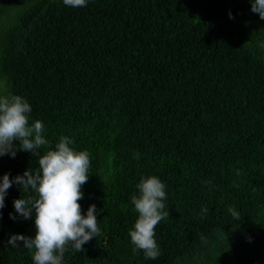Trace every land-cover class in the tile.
<instances>
[{"label":"trees","instance_id":"obj_1","mask_svg":"<svg viewBox=\"0 0 264 264\" xmlns=\"http://www.w3.org/2000/svg\"><path fill=\"white\" fill-rule=\"evenodd\" d=\"M0 87L44 125L40 156L62 136L90 154L78 203L96 205L101 231L63 264H264V20L249 0H0ZM38 159L0 157V178ZM149 176L169 212L155 260L128 236ZM20 198L13 184L0 209V264H33L7 245L36 231L9 216Z\"/></svg>","mask_w":264,"mask_h":264},{"label":"clouds","instance_id":"obj_2","mask_svg":"<svg viewBox=\"0 0 264 264\" xmlns=\"http://www.w3.org/2000/svg\"><path fill=\"white\" fill-rule=\"evenodd\" d=\"M251 11L264 20V0H249ZM65 6L85 7L87 0H63ZM229 18L234 19L231 13ZM32 108L20 95H15L0 87V157L10 155L15 158L17 151L29 152L39 156L38 169H28L23 175L10 179V174L0 178V209L5 205L8 190L13 184L20 187L22 198L13 201L16 215L9 213L11 219L17 216L24 220L34 217V237L14 234L7 241L11 248H24L32 252L33 264H63L65 252L71 247L76 252L100 234L98 210L95 204L89 206L86 215L81 214L83 198L81 186L89 179L90 154L76 151L74 141L60 137L54 150L40 156L38 149L48 144L44 138V125L36 120L29 124ZM15 142V143H14ZM18 145V147H17ZM139 155L137 154V157ZM138 195L131 196V204L138 219L129 230L128 236L134 252L143 251L145 258L155 260L160 248L154 239V228L169 216L164 200L165 184L157 176L142 177L137 184ZM31 191L35 196L26 197L24 192ZM202 213L208 212L207 207ZM228 211L235 220L240 214L229 207ZM2 216V213H0Z\"/></svg>","mask_w":264,"mask_h":264}]
</instances>
